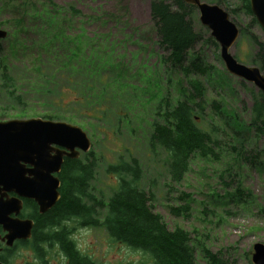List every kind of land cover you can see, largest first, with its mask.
<instances>
[{"label":"rangeland","instance_id":"rangeland-1","mask_svg":"<svg viewBox=\"0 0 264 264\" xmlns=\"http://www.w3.org/2000/svg\"><path fill=\"white\" fill-rule=\"evenodd\" d=\"M23 1L0 0V28L7 31L0 40V59L5 57L6 61L0 60V72L6 64L13 79L8 88L0 75V121L42 117V107H37L38 114H33V110L27 111L18 102L10 101L7 93L14 90L29 101L28 107H35L36 103H31L42 99V95L34 85L42 81L43 75L34 68L41 65L51 71L60 62L66 70L56 72V83L63 89L76 86L74 92L66 94V99L73 100L71 107L84 114L72 113L68 118L52 120L78 125L86 131L94 156L89 193L96 200L106 201L116 184V177L107 173V166L136 159L140 167L139 185L152 193V209L169 228L179 226L189 232L196 264H211L202 246L215 256L217 264H253V244L264 242V166L237 161L226 150L217 161L193 155L183 179L174 183L168 176L163 149L149 147V123L162 122L158 113L166 102L171 106L182 99L181 92L186 87L183 74L162 61L168 50L158 41L150 15L152 0H31L33 6H22ZM216 4L243 31L230 47L232 55L245 65L259 67L252 36L264 44V29L253 15L244 11L239 0H220ZM70 8L78 13H72ZM20 11L25 22L23 33L21 28L14 29L12 20L13 14ZM190 14L201 38L188 50L187 57L197 54L213 65L210 74L194 76L204 87V111L195 115L197 124L207 128L213 122L223 127V120L215 118L210 109L212 101H220L222 109L231 111L239 121L236 128L244 139L246 155L251 157L259 150L257 161L262 162L264 136L256 135L247 125L252 101L259 90L226 71L219 44L199 22L197 9H191ZM45 17L47 29L39 41H49L43 50H27L29 40L24 33L42 29ZM62 20L64 35L71 37L64 52L82 50V54H73L68 60L61 42L49 38L54 32L50 24ZM218 132L222 140L225 136ZM226 132L229 133L228 129ZM241 142L237 139L231 143L239 146ZM86 153L80 152V158ZM183 205L186 208L181 213L171 212V206ZM98 211L97 217L101 219L104 210ZM68 225L78 248L91 256L95 264H135L140 259L138 251L112 241L101 226H81L75 220L68 221ZM46 255L51 264L62 263L54 249ZM23 260L28 258L19 257L15 262Z\"/></svg>","mask_w":264,"mask_h":264},{"label":"trees","instance_id":"trees-1","mask_svg":"<svg viewBox=\"0 0 264 264\" xmlns=\"http://www.w3.org/2000/svg\"><path fill=\"white\" fill-rule=\"evenodd\" d=\"M209 1L214 3L220 0ZM239 1L244 11L253 15L249 0ZM21 5L33 6L34 3L31 0H24ZM193 8L195 7L186 4L183 0H173V3L165 0H152L150 3V15L155 25L158 41L168 50V54L162 57V61L168 64L170 69L182 73L186 81V87L181 92L182 99L171 106L166 102L163 111L158 113L162 122L153 120L149 123V147L163 149L166 154L168 176L174 183H179L183 179L193 155L205 160L217 161L226 150L233 154L237 161L264 166V160L257 161L260 156L259 150L251 157L246 155V149H243L244 139L236 128L239 121L231 111L227 113L225 109H222L220 101H212L210 109L215 118L223 120V127L213 122L211 125L208 124L207 128L199 127L197 124L195 115L199 113V110L204 111L201 106L204 102V87L200 79L194 76L210 74L213 65L205 63L197 54L191 55V58L187 57L188 50L201 38L194 29L191 18L190 12ZM70 10L74 14L78 13L77 10L74 11V8ZM53 13L55 16V12ZM12 17L15 23L14 29L21 28L23 33L25 22L21 11L16 15L13 14ZM42 21L44 22L42 29L33 28L32 32L24 33L29 40L27 50L30 47H40L43 50L49 41V39L45 42L39 41L45 37L43 34L46 33L48 24L46 17ZM102 22L104 23L105 19H102ZM50 25L54 28L51 31L54 32L49 38H55L61 42V48L64 49L63 53L67 60L73 54L79 52L82 54V50L78 49L73 52H64L70 44L68 40L71 37L64 35L65 22L63 20L61 23ZM242 33L240 29L239 35ZM76 39L78 41L79 37ZM210 40L214 42L212 38ZM252 40L258 49L259 67L264 72V44L254 36ZM79 44L78 41L76 45ZM0 60L6 62L5 57ZM34 70L43 75L42 81L34 85V89L42 95V99L31 103H36L35 107L33 105L28 107L29 101H25L19 93L13 90L7 93L10 101L18 102L27 111L33 110V114H38L37 107H42L40 115L50 119L68 118L72 113L84 114L71 107L73 100L66 99V94L74 92L76 86H67V89H63L62 85L56 83V72L61 73L62 70H66L63 64L59 62L51 71H48V68L43 69L41 65H36ZM9 74L7 65L3 64L0 75L3 77L2 84L6 87L13 81ZM247 125L256 135L264 136V94L261 91L257 92L252 101L251 120ZM219 130L225 136L222 140L219 138ZM230 133L233 135L230 136ZM237 139L242 141L239 146L231 143L233 141L236 143ZM262 153L264 154V149ZM92 154L93 152L89 150L82 159L80 156L78 158L64 157L58 173L60 198L50 209L35 215V228L39 231L36 238V252L40 261L43 264H51L46 254L48 250L58 248L65 256V261L57 264H95L91 256L78 248L72 237L68 221L75 220L81 226H101L112 241L138 251L140 259L135 264H196L189 232L179 226L169 228L161 215L152 209L150 202L153 199L152 193L145 191L139 185L140 167L136 159L111 163L107 166V173L116 177V184L112 187L113 192L106 201L96 200L89 193L94 167ZM102 208L104 211L100 219L97 214ZM185 208L186 205L170 207L174 214L181 213ZM202 249L204 255L210 258V263L217 264L215 256L203 246Z\"/></svg>","mask_w":264,"mask_h":264},{"label":"water","instance_id":"water-1","mask_svg":"<svg viewBox=\"0 0 264 264\" xmlns=\"http://www.w3.org/2000/svg\"><path fill=\"white\" fill-rule=\"evenodd\" d=\"M183 2L197 9L199 22L209 29L219 44L226 71L252 83L264 94V72L257 66L243 64L230 52L240 30L228 12L216 3ZM249 2L253 16L264 29V0ZM6 35L7 31L0 28V40ZM90 148L86 131L65 121L42 117L0 121V182L20 195L34 199L39 212L43 213L60 198L58 173L64 157L78 158L80 152H88ZM7 229L13 237L24 238L29 236L30 224L27 220L21 221L20 226L11 225ZM251 260L253 264H264V242L253 244Z\"/></svg>","mask_w":264,"mask_h":264},{"label":"flooded vegetation","instance_id":"flooded-vegetation-1","mask_svg":"<svg viewBox=\"0 0 264 264\" xmlns=\"http://www.w3.org/2000/svg\"><path fill=\"white\" fill-rule=\"evenodd\" d=\"M36 214L42 213L39 212L38 204L34 199L22 196L16 190L8 188L0 182V264H43L36 252V238L37 232H39L38 228H35ZM26 220L30 224L29 236L24 238L13 237L7 227H11V225L20 226L21 221L26 222ZM54 251L62 262L65 261V256L61 250L54 248ZM19 257L21 259L25 257L28 260L15 262V259Z\"/></svg>","mask_w":264,"mask_h":264}]
</instances>
